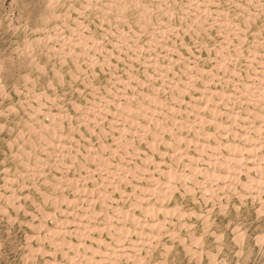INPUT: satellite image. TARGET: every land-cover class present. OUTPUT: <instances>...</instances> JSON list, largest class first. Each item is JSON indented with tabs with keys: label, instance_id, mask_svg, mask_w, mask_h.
Wrapping results in <instances>:
<instances>
[{
	"label": "rangeland",
	"instance_id": "rangeland-1",
	"mask_svg": "<svg viewBox=\"0 0 264 264\" xmlns=\"http://www.w3.org/2000/svg\"><path fill=\"white\" fill-rule=\"evenodd\" d=\"M262 71L264 0H0V264H264Z\"/></svg>",
	"mask_w": 264,
	"mask_h": 264
},
{
	"label": "bare ground",
	"instance_id": "bare-ground-1",
	"mask_svg": "<svg viewBox=\"0 0 264 264\" xmlns=\"http://www.w3.org/2000/svg\"><path fill=\"white\" fill-rule=\"evenodd\" d=\"M159 24V23H158ZM103 60V59H102ZM100 70V69H99ZM261 76H264V71H262V75ZM257 77V78H259V82L260 81H264V79L262 78V77ZM262 84V83H261ZM194 89V88H193ZM150 98V97H149ZM202 98V97H201ZM200 98V99H201ZM211 99V98H210ZM154 103V102H153ZM257 113V112H256ZM210 116V115H209ZM212 116V115H211ZM217 116V115H216ZM264 117V116H263ZM204 119V118H203ZM123 120V119H122ZM126 120V119H125ZM168 120V119H167ZM205 120V119H204ZM202 120H200V122H201ZM205 122V121H204ZM207 122H210V123H214L212 120H209V121H206V123ZM215 124V123H214ZM40 125V124H39ZM262 127H261V129L263 130V132H264V125H261ZM152 135V134H151ZM155 136V135H154ZM250 138V137H249ZM249 138H247V137H245L244 139H245V141H247ZM159 141V140H158ZM254 144V143H253ZM249 146H250V144H248ZM206 146V145H205ZM207 147V146H206ZM259 148H256L255 146L254 147H252L251 149H264V146L263 145H259L258 146ZM238 147L237 146H233L232 144H224V143H220L219 145H218V149H237ZM201 149H205L204 147H201ZM208 150V149H207ZM122 152V151H121ZM217 152V151H216ZM215 154V153H214ZM259 158H254V159H257V161L259 162V160H262V161H264V157H262V155L261 156H258ZM228 158V157H227ZM133 159V158H132ZM199 159V158H198ZM254 159H253V161H254ZM215 160V159H214ZM220 160H221V158H220ZM223 160V159H222ZM227 160H229V159H227ZM232 160V159H231ZM216 161V160H215ZM224 161V160H223ZM190 162V161H189ZM218 162V161H217ZM216 162V163H217ZM227 162V161H226ZM221 163V162H220ZM248 163H250V164H247L246 165V169L245 170H250V168L251 167H253L254 168V163L255 162H253L252 163V161H250V160H248ZM208 164V163H207ZM213 164V163H212ZM259 164V163H258ZM263 164H264V162H263ZM210 166V165H209ZM222 166H224V165H222ZM231 166V165H230ZM258 166H260V165H258ZM107 167V166H106ZM255 169V168H254ZM258 169H259V167H258ZM251 170H253V169H251ZM257 170V169H256ZM255 172V171H254ZM207 173H209V171L207 172ZM221 173H215L214 171H212V172H210L209 173V175L211 176V177H218V178H225L224 176H222V175H220ZM169 175V174H168ZM194 176V175H193ZM226 179V178H225ZM264 181V180H263ZM257 183V182H256ZM252 186V185H251ZM250 186V187H251ZM257 186V185H256ZM226 188V187H225ZM249 188V187H248ZM256 188V187H255ZM211 194V193H210ZM139 200V199H138ZM13 207V206H12ZM144 210V209H143ZM142 210V211H143ZM157 209L156 208H152V207H150V208H147L145 211H146V214H147V212H149V213H151V212H155ZM159 211H161V209H158ZM6 212V211H5ZM159 213V212H158ZM144 223V226L146 227V225L147 224H145V222H142V224ZM149 226V225H148ZM139 228V227H138ZM142 230V229H141ZM144 232V231H143ZM143 232H141V234L143 233ZM144 235V234H143ZM85 238V237H84ZM84 240V239H83ZM96 242V241H95ZM103 242V241H102ZM102 242H98V249H102L101 248V244H102ZM102 245H107L106 243L104 244H102ZM70 248V247H69ZM120 248V247H119ZM122 248V247H121ZM97 250V249H96ZM101 251H99V253H100ZM46 254V253H45ZM101 254V253H100ZM86 256V255H85ZM79 257V256H78ZM82 257V256H81ZM72 258V257H71ZM71 258H68L70 261H72V259ZM86 258V257H85ZM90 258V257H89ZM83 259H84V256H83ZM92 259H94V258H92ZM92 259H88V260H92ZM85 260V259H84ZM87 260V259H86ZM111 261V260H110ZM53 264V263H52ZM72 264V263H71Z\"/></svg>",
	"mask_w": 264,
	"mask_h": 264
}]
</instances>
